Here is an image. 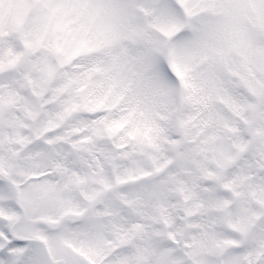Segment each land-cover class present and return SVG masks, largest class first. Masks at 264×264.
<instances>
[{"label": "snow or ice", "instance_id": "snow-or-ice-1", "mask_svg": "<svg viewBox=\"0 0 264 264\" xmlns=\"http://www.w3.org/2000/svg\"><path fill=\"white\" fill-rule=\"evenodd\" d=\"M0 264H264V0H0Z\"/></svg>", "mask_w": 264, "mask_h": 264}]
</instances>
